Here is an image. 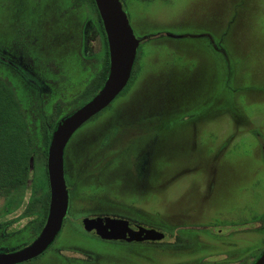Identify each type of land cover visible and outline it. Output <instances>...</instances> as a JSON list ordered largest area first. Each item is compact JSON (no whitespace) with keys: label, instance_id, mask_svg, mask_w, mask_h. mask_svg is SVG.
Segmentation results:
<instances>
[{"label":"rangeland","instance_id":"rangeland-1","mask_svg":"<svg viewBox=\"0 0 264 264\" xmlns=\"http://www.w3.org/2000/svg\"><path fill=\"white\" fill-rule=\"evenodd\" d=\"M88 2L0 0L1 181L3 152H10L12 179L23 147L30 150L26 180L37 185L18 194L10 183L0 186V223L11 219L9 194L49 197L45 136L100 91H89L106 56ZM121 2L140 45L125 90L66 147L65 180L76 198L69 214L86 197H105L110 214L123 218L146 214L150 204L172 243L153 258L177 260L189 243L187 252L211 241L215 226L242 225L245 214L258 220L264 210V0ZM4 84L19 107L7 109ZM38 232L30 226L0 245ZM132 251L106 246L104 257H149Z\"/></svg>","mask_w":264,"mask_h":264},{"label":"flooded vegetation","instance_id":"flooded-vegetation-1","mask_svg":"<svg viewBox=\"0 0 264 264\" xmlns=\"http://www.w3.org/2000/svg\"><path fill=\"white\" fill-rule=\"evenodd\" d=\"M71 173L68 176H72ZM69 183V180L66 181L70 196L71 186ZM26 185L37 186L34 180L30 179L26 180L25 187ZM8 196L4 197V207L11 219L8 218L9 221L6 223H0V241L9 238L15 239L30 226L39 228V232L29 242L23 241L13 247H3L1 244L0 256L17 252L33 244L47 225L51 207V197H10V194ZM75 199L68 197V209L62 228L51 246L41 255L18 264H258L264 256V210L260 212L258 220H251V217L245 214L242 225L215 226L210 233L211 241L197 242L194 251L187 252L190 250L191 243L184 246L183 253L193 254L192 257L181 254L182 256L177 260H170V258L155 260L153 258L155 249L164 250V254H168L172 243L170 242L171 238L168 237L170 230L164 226L155 225V216L153 210L149 208L150 204L146 214H132L123 218L115 213V215L110 214L112 210L106 208L105 197H86L83 202H80V206L69 214L71 206L76 203ZM19 209H21L20 214L16 219L13 215ZM105 218L130 222L143 230L156 231L159 235L156 239L130 241L117 239L114 236H103L98 230L86 224L87 220ZM15 220L18 221L14 222ZM22 220H27L26 225L19 226ZM11 223H13L11 231H5ZM14 224L16 225L14 226ZM204 229L207 228L204 227ZM105 231L107 230L105 229ZM161 237L165 241H158V238ZM106 246L112 249L130 246L134 250L132 252L147 251L149 257L141 259V261L131 260L132 258L124 261L113 258L108 260L104 257V247ZM49 252H53V255L48 256Z\"/></svg>","mask_w":264,"mask_h":264},{"label":"water","instance_id":"water-1","mask_svg":"<svg viewBox=\"0 0 264 264\" xmlns=\"http://www.w3.org/2000/svg\"><path fill=\"white\" fill-rule=\"evenodd\" d=\"M107 34L110 70L99 93L60 123L52 135L48 150V176L51 207L48 222L39 238L30 246L0 256V264H18L44 253L60 232L68 209L69 191L65 180L64 155L73 135L88 121L100 114L125 90L130 82L140 41L135 38L121 0H95ZM103 236L125 240L156 239V231L114 219L87 220ZM105 229L107 231H105ZM159 239V238H158ZM264 264V256L258 262Z\"/></svg>","mask_w":264,"mask_h":264},{"label":"trees","instance_id":"trees-1","mask_svg":"<svg viewBox=\"0 0 264 264\" xmlns=\"http://www.w3.org/2000/svg\"><path fill=\"white\" fill-rule=\"evenodd\" d=\"M88 1H89L88 3L90 4V6L94 10V12H96L98 19H99V27H100L101 33L103 35L104 51H105V56H106L105 63L103 65V71H102L98 81L89 90L90 92H92L93 89H95V88H97L96 89L97 91L101 90L103 88L107 78H108L109 70H110V53H109L107 34L105 31L103 21H102V18L100 16L97 4H96L95 0H88ZM2 88L4 89L5 99L7 102L6 106L9 107V108L7 107V109H11V108L15 109V108L19 107L18 104L16 103V100H15V97L13 95L12 90L8 86H6L5 84L3 85ZM4 110H6V109L4 108ZM20 112L21 111H19V113ZM51 139H52L51 134L45 136V150H44V152H45L47 158H48V150H49L48 147L50 146ZM3 153H4V156H3L4 161L3 162H4V167H5V173L9 174V170H7L6 168L10 167L9 164L12 162L11 157H10V152L9 153L3 152ZM29 153H30V150H26V148H23V147L21 148L20 155L23 157V161H22V163L18 164V169H17V166H16V168H14V170L17 169L16 175L12 179H9L8 174H6V178H5L6 180L4 179L3 181H1L2 175H0V186L1 187H3L4 184L7 185L10 183L12 185V189H13L14 193L18 194V193L23 192L24 187H25V183H26V177H27L29 170H30V165L28 164L29 163L28 162ZM5 188H6V186H5ZM10 195H12V194H10ZM49 197H50V190H49Z\"/></svg>","mask_w":264,"mask_h":264}]
</instances>
